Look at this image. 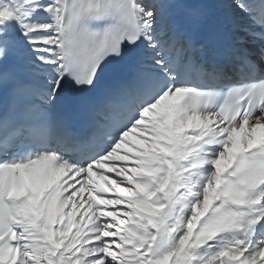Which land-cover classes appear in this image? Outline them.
<instances>
[{"label": "snow or ice", "instance_id": "1", "mask_svg": "<svg viewBox=\"0 0 264 264\" xmlns=\"http://www.w3.org/2000/svg\"><path fill=\"white\" fill-rule=\"evenodd\" d=\"M0 264H264V0H0Z\"/></svg>", "mask_w": 264, "mask_h": 264}]
</instances>
